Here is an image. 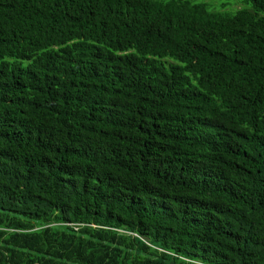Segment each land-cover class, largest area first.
I'll list each match as a JSON object with an SVG mask.
<instances>
[{"label": "trees", "instance_id": "16d2710c", "mask_svg": "<svg viewBox=\"0 0 264 264\" xmlns=\"http://www.w3.org/2000/svg\"><path fill=\"white\" fill-rule=\"evenodd\" d=\"M234 1L0 0V264H264V0Z\"/></svg>", "mask_w": 264, "mask_h": 264}, {"label": "rangeland", "instance_id": "374dc122", "mask_svg": "<svg viewBox=\"0 0 264 264\" xmlns=\"http://www.w3.org/2000/svg\"><path fill=\"white\" fill-rule=\"evenodd\" d=\"M194 3H204L212 11H223L222 6L234 3V0H188ZM213 1L215 3H213ZM237 5H232L230 8H237ZM214 9V10H213Z\"/></svg>", "mask_w": 264, "mask_h": 264}]
</instances>
